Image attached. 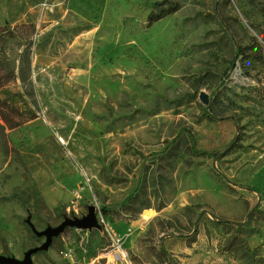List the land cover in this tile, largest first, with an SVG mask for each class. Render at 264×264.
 <instances>
[{
	"label": "rangeland",
	"instance_id": "1",
	"mask_svg": "<svg viewBox=\"0 0 264 264\" xmlns=\"http://www.w3.org/2000/svg\"><path fill=\"white\" fill-rule=\"evenodd\" d=\"M19 25L37 117L0 121V255L93 206L32 263L264 264V0H0Z\"/></svg>",
	"mask_w": 264,
	"mask_h": 264
},
{
	"label": "trees",
	"instance_id": "2",
	"mask_svg": "<svg viewBox=\"0 0 264 264\" xmlns=\"http://www.w3.org/2000/svg\"><path fill=\"white\" fill-rule=\"evenodd\" d=\"M30 36L34 34V25H19L12 31L7 27H0V121L8 130H17L24 124L36 119L37 111L27 99L28 94L12 90L16 81L14 69L9 60L5 57V44L16 38L28 43ZM22 53L19 54L21 59ZM192 154H197L193 148ZM134 199H129L132 201ZM214 227L222 225L219 222H212ZM229 251V249H226Z\"/></svg>",
	"mask_w": 264,
	"mask_h": 264
},
{
	"label": "water",
	"instance_id": "3",
	"mask_svg": "<svg viewBox=\"0 0 264 264\" xmlns=\"http://www.w3.org/2000/svg\"><path fill=\"white\" fill-rule=\"evenodd\" d=\"M199 100L204 105L209 103L208 95L204 92L200 93ZM26 223L36 237L44 238V242L40 246L28 250L24 254L23 260L0 255V264H33L32 257L39 252L47 251L53 240L58 238L67 228L79 230L100 229V225L97 220L96 209L93 206L88 208V213L86 216L82 218H65L58 226L47 227L43 231H37L29 219L26 220Z\"/></svg>",
	"mask_w": 264,
	"mask_h": 264
},
{
	"label": "built area",
	"instance_id": "4",
	"mask_svg": "<svg viewBox=\"0 0 264 264\" xmlns=\"http://www.w3.org/2000/svg\"><path fill=\"white\" fill-rule=\"evenodd\" d=\"M121 255V256H120ZM120 255H117L116 254V256H114V258H116L117 260H123V259H125L126 258V255L124 254V256L122 255V254H120Z\"/></svg>",
	"mask_w": 264,
	"mask_h": 264
},
{
	"label": "bare ground",
	"instance_id": "5",
	"mask_svg": "<svg viewBox=\"0 0 264 264\" xmlns=\"http://www.w3.org/2000/svg\"><path fill=\"white\" fill-rule=\"evenodd\" d=\"M119 253L124 256V253L122 252V250L120 248H119Z\"/></svg>",
	"mask_w": 264,
	"mask_h": 264
}]
</instances>
